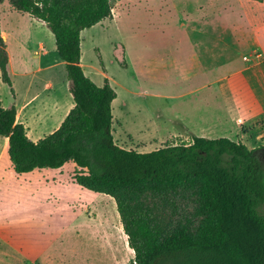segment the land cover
<instances>
[{
    "label": "trees",
    "instance_id": "obj_1",
    "mask_svg": "<svg viewBox=\"0 0 264 264\" xmlns=\"http://www.w3.org/2000/svg\"><path fill=\"white\" fill-rule=\"evenodd\" d=\"M8 1L51 30L74 100L61 126L33 142L16 107L0 99V136L15 172L74 163L79 186L115 200L132 264H264V146L193 137L147 153L121 147L113 135L117 93L81 66L82 32L113 17L112 0ZM8 65L0 25L1 77L14 93Z\"/></svg>",
    "mask_w": 264,
    "mask_h": 264
},
{
    "label": "rangeland",
    "instance_id": "obj_2",
    "mask_svg": "<svg viewBox=\"0 0 264 264\" xmlns=\"http://www.w3.org/2000/svg\"><path fill=\"white\" fill-rule=\"evenodd\" d=\"M112 3L111 19L82 32L81 62L85 74L96 84L103 85L107 77L119 95L114 103L116 142L124 148L152 152L170 144L163 142L171 137L168 105L175 104L174 111L183 116L187 112L184 99L169 100L183 92L184 84L178 71L171 68L172 53L178 47L167 43L171 40L167 26L183 38L184 3H179L169 21L167 13H159L168 4L172 6L167 0ZM259 5L250 0H223L224 16L230 9L236 13L254 11ZM247 22L256 23L253 17ZM0 25L14 60L13 73L9 67L8 71L16 91L13 96L0 72V99L5 107H17L18 122L27 126L32 138L36 133L37 137L50 135L74 107L55 37L46 24L16 10L8 0L0 4ZM254 26V37L264 43V27ZM152 50L160 55L159 66L145 68L140 56ZM176 58L181 65L183 53L178 51ZM18 71L21 76L16 75ZM3 142L0 136V155ZM3 154L0 165L10 168ZM75 168L69 163L54 176L56 181L43 185L26 184L22 190L17 184L19 188L1 190L0 264L133 263L135 253L129 247L115 200L79 186L73 179ZM50 171L45 170L43 176L55 173Z\"/></svg>",
    "mask_w": 264,
    "mask_h": 264
},
{
    "label": "crops",
    "instance_id": "obj_3",
    "mask_svg": "<svg viewBox=\"0 0 264 264\" xmlns=\"http://www.w3.org/2000/svg\"><path fill=\"white\" fill-rule=\"evenodd\" d=\"M167 1L172 6L168 4L166 10L162 8L159 13H167L168 21L173 19L169 16L179 10V3H184L182 10L185 19L182 24L183 38L178 36L179 33L177 34L176 30L170 31L174 27L167 26L171 39L167 43L172 42L178 47L177 50H173L171 68L178 71L177 75H181L184 84L183 92L170 96L169 100L184 99L183 106H186L187 112L183 116L174 111L175 104L168 105L166 119L170 126L171 137L163 142L170 143L167 145H178L191 143L193 137L207 139L235 137L234 141H242L251 149L264 146V43L257 40L253 34V30L257 27L254 26L255 24L258 25V28L264 27V2H258L260 5L254 11L240 10L236 13L230 9L224 16L223 0ZM251 17L256 23L247 22V19H251ZM224 19L226 20L225 24ZM250 25L254 28H248ZM3 31L2 29V33L5 34ZM172 34L177 35L174 38L171 37ZM178 51L183 53L181 65L176 58ZM140 58L145 63V68L159 66L160 55L156 51L152 50ZM13 61L9 54L8 67L11 71ZM81 66L83 67L82 62ZM19 71L15 73L21 76ZM105 74L107 75V71ZM172 85H176L175 82ZM12 88L13 96H16L13 82ZM118 97L117 93V99ZM195 97L199 98L198 102ZM116 100L113 102V115ZM149 106L148 104L147 108ZM25 128L28 137L33 142L46 137L45 134L37 137L36 133L32 138L27 126ZM3 139L0 160L5 155L3 153H6L5 159L11 164V167L0 165V192H2L1 190L7 192L9 187L19 188L17 184L23 190V186L26 184L33 187L43 185L46 181H56L57 178L54 176L62 173L65 166L69 164L60 169H50L52 170L50 172L55 173L47 176L48 178L43 176L47 169L17 174L9 158L8 139L4 137ZM170 140L171 142H168Z\"/></svg>",
    "mask_w": 264,
    "mask_h": 264
},
{
    "label": "bare ground",
    "instance_id": "obj_4",
    "mask_svg": "<svg viewBox=\"0 0 264 264\" xmlns=\"http://www.w3.org/2000/svg\"><path fill=\"white\" fill-rule=\"evenodd\" d=\"M3 37H4L5 40L7 39V35L6 34H3Z\"/></svg>",
    "mask_w": 264,
    "mask_h": 264
}]
</instances>
